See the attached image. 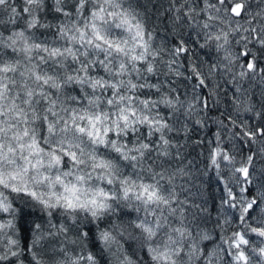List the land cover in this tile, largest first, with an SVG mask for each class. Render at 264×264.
Returning <instances> with one entry per match:
<instances>
[{
    "label": "snow or ice",
    "instance_id": "obj_1",
    "mask_svg": "<svg viewBox=\"0 0 264 264\" xmlns=\"http://www.w3.org/2000/svg\"><path fill=\"white\" fill-rule=\"evenodd\" d=\"M160 7L178 35L168 49L154 46L140 0H0V264H48L43 254L52 264H251L244 246L251 247L248 232L264 238V192L247 198L241 186L236 200L227 189L242 230L218 244L203 226L207 217L189 219L188 202L162 183L171 185L165 164L174 149L180 155L172 135L180 129L161 106L174 116L185 105L174 88L163 90L157 64L181 75L174 66L192 51L181 30L191 28L200 48L223 52L219 66L231 74L237 112L258 106L255 115L264 117V91L254 100L243 87L257 77L264 85L257 63L264 0H166ZM191 71L194 89H207V77L194 65ZM194 100L189 114L197 104L210 107L199 93ZM234 135L257 145L233 169L251 184L249 167L264 160V124L245 123ZM210 159L217 169L234 163L219 142ZM216 227L223 229L219 221Z\"/></svg>",
    "mask_w": 264,
    "mask_h": 264
},
{
    "label": "trees",
    "instance_id": "obj_2",
    "mask_svg": "<svg viewBox=\"0 0 264 264\" xmlns=\"http://www.w3.org/2000/svg\"><path fill=\"white\" fill-rule=\"evenodd\" d=\"M140 3L146 5L148 22L155 28L154 46H163L165 49L171 48L178 35L170 29L164 18L157 14V9L163 12L160 5L166 3V0H153L152 3L140 0ZM253 8L255 9V4ZM200 19H203V16ZM181 31L183 33L182 38L186 41L187 46L192 49L190 54L181 56L178 65L174 66L181 75L170 73L163 63L157 64L160 70L159 81L164 82L165 85L163 90L167 91L169 88H174V94L178 95L180 101L185 105L174 116L169 115L170 110L161 106V111L168 115L170 123L180 129L177 133L172 134L174 136L173 142L180 146V155L177 157L174 149L170 163L165 164L166 176L172 177L171 185L165 181L162 183L165 184L166 188L171 187L175 191L178 200L188 202L185 214L189 219L193 214L198 218L207 217V223L203 226L214 229L212 235L216 243L219 244L222 238L226 239L231 236L232 232L242 230L238 227V208H232L226 202L229 200L227 189H231L236 200L240 198L241 186L246 189L243 195L247 198L258 197L260 193L264 192V172L261 171L264 169V160L255 158V167H249L251 184H243V175L233 170L243 166L250 148L251 151L255 152L257 147V145H248L234 134L240 133L242 125L245 123L249 128L264 124V117L258 118L255 115V111L259 110L258 106L251 112L243 110L237 112L232 103L235 85L228 83L231 80V74L219 66L223 63V52H217L214 46L200 48L199 45L203 44L204 41L202 38H197L193 29L185 27ZM232 51L239 52L241 48L233 44ZM257 54L259 55V53ZM163 59L165 61L170 59L167 52L164 53ZM242 59L246 61L247 58ZM257 63L259 67L264 68V56H260ZM213 64H216L217 67L209 76L208 73ZM193 65L202 75L207 77V89H194L197 81L194 78L189 79L192 75L191 68ZM214 86L215 95L210 96L209 92L213 90ZM243 87L251 89L254 100H258L260 93L264 91V85L259 82V77L255 80L249 78L244 82ZM197 93L208 98L210 107L202 109L197 104L189 114L187 104H195L194 95ZM229 117L236 122V126L231 124ZM218 142L220 147L228 151L229 155L234 158L232 165L223 162L220 163L219 169L211 164L210 159L212 150L217 147ZM173 173L176 174L173 176ZM235 202L234 200L233 203ZM225 220L228 221L227 224ZM217 221L223 225V229L216 227ZM246 238L251 247H244L246 254L251 256V264H264V257L258 254L259 249L264 248V242H262L264 238L250 232L247 233ZM21 243L22 245L29 244L30 238H22ZM52 244L56 247L60 246L55 241ZM44 246L48 247V242H45ZM224 247L227 245L225 244ZM66 248L70 252L77 251L76 246L71 244H67ZM252 249L256 250L255 254L252 253ZM60 256L61 254L57 253L56 258H60ZM43 259L48 264H52L53 258L49 254H43ZM225 259L227 260V254H225Z\"/></svg>",
    "mask_w": 264,
    "mask_h": 264
}]
</instances>
